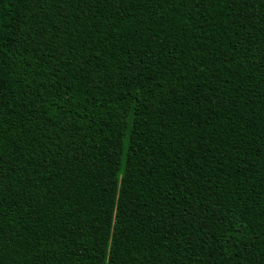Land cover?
Returning a JSON list of instances; mask_svg holds the SVG:
<instances>
[{
    "label": "trees",
    "instance_id": "16d2710c",
    "mask_svg": "<svg viewBox=\"0 0 264 264\" xmlns=\"http://www.w3.org/2000/svg\"><path fill=\"white\" fill-rule=\"evenodd\" d=\"M0 264H264V0H0Z\"/></svg>",
    "mask_w": 264,
    "mask_h": 264
}]
</instances>
